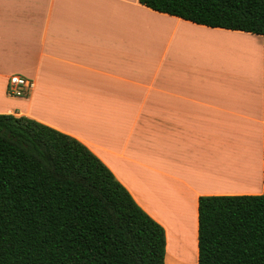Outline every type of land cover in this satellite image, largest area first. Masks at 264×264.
<instances>
[{"label":"crops","instance_id":"0c3cea01","mask_svg":"<svg viewBox=\"0 0 264 264\" xmlns=\"http://www.w3.org/2000/svg\"><path fill=\"white\" fill-rule=\"evenodd\" d=\"M233 39L258 46L249 71L214 53ZM263 57L261 34L138 0H0V113L87 146L164 228V264L197 263L199 196L263 190ZM12 74L33 88L10 96Z\"/></svg>","mask_w":264,"mask_h":264},{"label":"trees","instance_id":"16d2710c","mask_svg":"<svg viewBox=\"0 0 264 264\" xmlns=\"http://www.w3.org/2000/svg\"><path fill=\"white\" fill-rule=\"evenodd\" d=\"M138 1L264 37V0ZM197 221L196 264H264V137L262 192L201 195ZM164 255L162 225L87 146L0 113V264H164Z\"/></svg>","mask_w":264,"mask_h":264},{"label":"bare ground","instance_id":"6f19581e","mask_svg":"<svg viewBox=\"0 0 264 264\" xmlns=\"http://www.w3.org/2000/svg\"><path fill=\"white\" fill-rule=\"evenodd\" d=\"M228 44H223V45H218V48H217V51H214V53H217V54H219V57H220V60H221V62H223L222 61V58H225L226 60H231V58H232V60H233V62H234V64H236L235 66H233L234 67V70H236L237 68L236 67H238L239 65H244V68L245 69H248V71H249V68H248V66L250 65L247 61H248V59L246 58V60H245V58H244V61L242 62L241 60H240V57L242 58L243 56L245 57V56H247V54L248 53H253L254 52V49H250V48H252L255 44L253 43V42H251V41H247V40H240V39H233V40H229L228 42H227ZM222 56V57H221ZM224 63V62H223ZM225 65V64H224ZM252 65V64H251ZM250 68H252V67H250ZM238 70V69H237ZM236 70V72H238ZM252 71V70H251ZM246 80V79H245ZM249 166V165H248ZM214 168V167H213ZM218 169V168H217ZM220 170V169H219ZM235 173V172H234ZM234 176V175H233ZM232 176V177H233ZM218 177H220V176H218ZM226 177V176H225ZM229 177V176H228ZM224 178V179H230V178ZM231 177V178H232ZM220 179H223L222 177L220 178ZM235 179H233V181H234ZM227 185L228 186H232L233 185V183H231V182H228L227 183ZM185 219V218H184ZM184 221H186V220H184ZM187 221H188V219H187ZM186 221V223H189V222H187ZM190 221V220H189ZM185 224V223H184ZM191 224V223H190ZM184 226H186V225H184Z\"/></svg>","mask_w":264,"mask_h":264},{"label":"built area","instance_id":"2783aa9c","mask_svg":"<svg viewBox=\"0 0 264 264\" xmlns=\"http://www.w3.org/2000/svg\"><path fill=\"white\" fill-rule=\"evenodd\" d=\"M33 81L22 75L12 74L7 81L6 90L10 96H23L33 88Z\"/></svg>","mask_w":264,"mask_h":264},{"label":"rangeland","instance_id":"374dc122","mask_svg":"<svg viewBox=\"0 0 264 264\" xmlns=\"http://www.w3.org/2000/svg\"><path fill=\"white\" fill-rule=\"evenodd\" d=\"M240 40H243V39H240ZM248 41V40H247ZM227 42H225V44H226ZM228 44V43H227ZM255 44V43H254ZM223 45V44H222ZM256 47H257V49H258V51H259V48H258V46L255 44L252 48H250V49H254V51L255 50H257L256 49ZM254 53V52H253ZM249 54L250 53H248L247 54V56H243L242 58L240 57V60L243 62L244 61V58H245V60H246V58L248 59V63L250 64L249 66L250 67H252V62H251V58L250 57H248L249 56ZM222 57V56H221ZM220 60V59H219ZM222 61L224 62H222V65H226V67H227V69H228V71H230V72H232L233 70L232 69H234V67L233 66H235L236 64H234V62H233V60H232V58H231V60L229 59V60H226L225 58H222ZM245 62V61H244ZM220 63V62H219ZM219 63H218V65H219ZM237 69V71H238V73H241L242 72V68L244 69V65H239L238 67H236ZM235 70V71H236ZM237 73V72H236ZM245 144H246V147L248 148V144L245 142ZM244 185H246V183H244ZM252 189V188H251ZM168 248H169V246H168ZM171 249L169 248V250H168V253H167V257H166V260H165V264H180L179 262H178V260H176V259H174V257H173V255H172V253H170L171 251H170ZM187 255H189V251H187ZM193 260H191V262H192Z\"/></svg>","mask_w":264,"mask_h":264}]
</instances>
